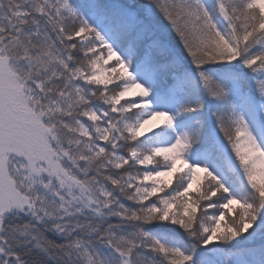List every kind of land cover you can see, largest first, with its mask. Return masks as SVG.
I'll list each match as a JSON object with an SVG mask.
<instances>
[{
  "label": "snow or ice",
  "instance_id": "1",
  "mask_svg": "<svg viewBox=\"0 0 264 264\" xmlns=\"http://www.w3.org/2000/svg\"><path fill=\"white\" fill-rule=\"evenodd\" d=\"M0 264H264V0H0Z\"/></svg>",
  "mask_w": 264,
  "mask_h": 264
},
{
  "label": "rangeland",
  "instance_id": "2",
  "mask_svg": "<svg viewBox=\"0 0 264 264\" xmlns=\"http://www.w3.org/2000/svg\"><path fill=\"white\" fill-rule=\"evenodd\" d=\"M156 124V121H151L149 125H146L145 131H147L148 128L154 127Z\"/></svg>",
  "mask_w": 264,
  "mask_h": 264
}]
</instances>
